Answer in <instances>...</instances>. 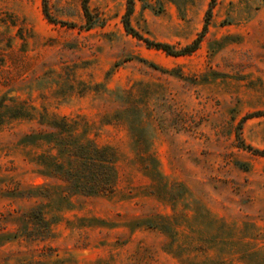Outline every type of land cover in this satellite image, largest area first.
Wrapping results in <instances>:
<instances>
[{
    "label": "rangeland",
    "instance_id": "rangeland-1",
    "mask_svg": "<svg viewBox=\"0 0 264 264\" xmlns=\"http://www.w3.org/2000/svg\"><path fill=\"white\" fill-rule=\"evenodd\" d=\"M81 2L47 0L50 23L43 0H0V98L34 108L0 125V264H264V157L236 139L264 152V0L137 1L142 37L201 33L179 57L126 34L124 0H88V31ZM61 119L65 142L115 150L102 191L67 196L66 157L21 143Z\"/></svg>",
    "mask_w": 264,
    "mask_h": 264
},
{
    "label": "trees",
    "instance_id": "trees-1",
    "mask_svg": "<svg viewBox=\"0 0 264 264\" xmlns=\"http://www.w3.org/2000/svg\"><path fill=\"white\" fill-rule=\"evenodd\" d=\"M137 1L141 0H124L126 11L122 24L126 34L130 35L137 41L142 42L145 48L160 50L167 56H185L198 49L199 43L201 41V33L190 44L180 48L179 50H175V48L169 44L149 40L142 37L139 33L133 30L130 26L129 17L133 13L134 6ZM213 2L214 0H211V3ZM211 6L212 4L206 12L207 17L210 15ZM81 12L85 30L88 31L93 29L96 25H101L98 20L93 22L92 15L88 8V0H82ZM42 13L48 22L54 23V20L48 11L47 0H43ZM207 21L208 18L205 19L202 32L206 28ZM61 23L66 25L64 22ZM123 96L124 95L122 94L116 93L112 95V98L115 101H121ZM33 111L34 108L30 106L28 108V106H26L23 101H17L15 102L14 106H10L7 104V98L1 97L0 125H2L6 120H31L33 117ZM103 123V125L111 124L108 121ZM93 126L94 124L87 125L86 130L84 129L81 134L87 136ZM49 127L56 131L57 137L56 135H53V137L47 136V138L42 140H30L29 137L31 136L28 135L25 136V139H23L21 143L33 145L38 141L44 142L50 148L56 149L57 153H61L60 155L66 157L65 160L51 158L53 170L63 183V192L66 193L67 196H71L77 193L94 194L105 189V186L107 185L105 181L110 179V173L108 172L105 174L104 171L110 170L111 166L117 161V154L115 150L109 145L100 146L93 139H87L85 143L81 141H74L73 145L65 142V138L63 136L67 135L66 138H74L72 134L74 131H76V128H74V123H67L65 119H61L59 123L52 121L49 124ZM94 136H96V134H94ZM236 139L238 141L239 149L250 153L253 156L264 157L263 151L254 149L251 146L244 144L238 135L236 136ZM38 157L42 158L41 155ZM146 157L149 160H152L151 153L147 152ZM40 158L37 159L40 160ZM88 167L91 169V174L81 172V170L85 168L88 169Z\"/></svg>",
    "mask_w": 264,
    "mask_h": 264
}]
</instances>
